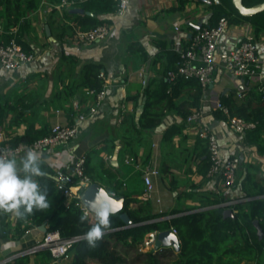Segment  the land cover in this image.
Masks as SVG:
<instances>
[{
  "label": "crops",
  "instance_id": "obj_1",
  "mask_svg": "<svg viewBox=\"0 0 264 264\" xmlns=\"http://www.w3.org/2000/svg\"><path fill=\"white\" fill-rule=\"evenodd\" d=\"M82 1L76 0L75 6L60 7V24L68 28L72 27L73 31H76V34L73 35L75 39H71L73 36L60 39V61L62 57L64 58L63 63L60 62V92L64 91L66 85H70L72 89L73 79L71 77L73 78L74 75H81L82 80V67L85 63H94L102 65V72L108 79L106 96L95 113L89 112L92 101L86 102L90 97L88 98L87 89L83 87L82 92L74 93L68 103L60 99V107H51V110L40 108L41 110L34 118L37 127L47 125L51 128L58 122L78 124V134L73 141L67 145L58 146L53 151L39 153L40 161H44L50 166L58 159L59 154L60 159L67 162L66 170H72L77 157L89 155L92 161L91 165L96 167L92 175L99 173L98 165L100 163H104L105 167L112 166L113 173L123 184V189L139 200H150L156 213L170 212L178 207L184 209L187 206H197L202 209L201 202L198 200L178 199V195L182 191L191 189L193 184L198 185L197 189L193 188L194 191L216 192L219 196H224L227 199L238 197L241 194L240 183L246 174V164L249 163L260 167L258 178L263 182L264 156L258 154L254 146L246 144L244 135L234 132L229 127L228 119L225 120L215 114V111L218 110L214 108V101L220 99V95L236 90L239 95L241 94V97H245L253 87H256L246 78L231 75L223 66L229 49L239 39L238 28L234 27L219 43V67L215 72L210 90L205 95H201L199 107L203 108L205 120L217 134L223 155L240 158L237 174L239 187L225 190L216 178L207 175L203 177L197 173L199 159L193 155L197 137L194 134V129L188 126L181 112L173 106L165 110L161 124L146 135L145 142L135 146L137 157H134L131 151L124 150V132L128 123L126 126L124 121L119 122L118 120L121 106L125 104L127 107L125 119L132 114L139 117L146 101L144 96L146 81L155 80L156 83L160 79L166 78L167 71L175 67L178 58L174 55L189 45L193 32L198 30L196 27L201 28L209 24L212 8L208 5L212 0H187L184 3H181L180 0H131L123 14H118L115 11L99 16L100 19L108 21V24L105 25L109 27L110 33L104 40L90 44L77 40L76 35L81 31L80 27L77 22H73L72 19L64 15V8L69 11L73 8L85 9L80 5ZM221 2L219 0V3ZM227 11L236 15L229 7H227ZM89 12L93 15L92 11ZM45 15L41 7L30 12L28 14L31 21L30 30L38 31L44 27L43 18ZM235 19L240 22H249L254 26L252 22L241 19L237 15ZM190 26H193L195 31H192ZM254 34L259 43L258 55L262 60L264 74V29L257 32L254 26ZM25 40L30 42L32 39L28 36ZM31 46L32 49L36 47L33 42ZM36 59L37 57L31 64L15 71L0 69V74L30 80L36 75L33 72L40 66L39 63H36ZM30 92L32 93V91ZM193 92V90L185 92L175 101L179 104L186 101L185 106H188L189 101L192 100L190 96ZM74 95L79 96L84 104V111L87 113L85 121L77 122V113L75 115L68 113L67 109L72 105ZM63 96L60 95V98ZM57 110L59 113L56 112ZM10 118L11 115L8 116V120ZM173 124H184L186 128L181 134H176L172 139L165 140V132ZM10 130L22 135L26 130V123ZM149 150L150 156H147ZM148 163L157 168L159 174L152 177L153 189L147 193L142 169ZM171 175L176 181L178 187L176 190L172 187ZM96 182L108 189L100 180ZM232 209L235 213L234 207ZM10 222L12 232L6 237L0 236V264H14L18 256L24 255L29 256V260L25 264H38L36 254L25 253L42 239L44 231L41 225L38 226V229L34 226L17 236L14 233L16 226L14 214H12ZM46 223L48 228L50 225L48 222ZM149 234L146 235V240L149 239ZM163 250L167 249L161 248L152 251L156 254ZM169 251L174 253L172 249ZM68 261L69 258L62 260L59 264H67ZM242 264L256 263L243 261Z\"/></svg>",
  "mask_w": 264,
  "mask_h": 264
},
{
  "label": "trees",
  "instance_id": "obj_2",
  "mask_svg": "<svg viewBox=\"0 0 264 264\" xmlns=\"http://www.w3.org/2000/svg\"><path fill=\"white\" fill-rule=\"evenodd\" d=\"M46 2V9L53 11L60 9L57 5L62 0H0V23L3 25L1 40L9 43L13 38L22 45L26 51H33L32 46L25 40L29 36L31 21L28 14L40 8V3ZM79 2L81 0H78ZM187 0H180L184 3ZM217 3L212 0L209 7L212 8L209 24L213 27L217 25L222 15L229 14L227 7L232 9L241 19L250 21L254 24L256 31L264 29V11L251 17H244L233 5L232 0H221ZM264 0H243L247 6H253ZM80 5L86 10L92 11L93 15H80L71 13L64 8L65 17L77 22L81 31L90 30L101 24H108V21L99 18L101 14L113 13L117 10L115 0H83ZM50 10V11H52ZM235 22H240L234 19ZM50 29L52 25L49 24ZM72 34H76L70 27ZM195 31L193 26H190ZM66 31V30H65ZM64 31V32H65ZM62 32V37L66 35ZM46 33V31H45ZM174 57L178 58V54ZM170 68V67H169ZM102 65L85 63L82 67L81 86L85 89H103L104 81L99 77ZM73 86L70 95L75 92ZM194 91L190 96L192 99L189 105L185 106L186 101L177 103L176 98H180L185 92ZM202 86L196 78H179L175 82H170L166 78L146 81L144 96L146 101L144 109L139 117L135 114L130 115L124 120L128 123L125 128V147L137 157L136 145H142L146 135L158 127L165 115V110L173 106L177 108L181 115L186 118L193 108L200 105ZM72 97V96H71ZM64 101H68L67 96H63ZM221 102L229 108L232 116H238L247 121L256 122V127L246 131L244 139L246 144L256 148L258 154L264 156V95L253 87L245 97H241L236 90L220 95ZM163 104V105H162ZM40 102L35 99L33 93H15L12 103L7 99L4 103L0 102V124L5 125L8 130L19 127L26 123V130L22 135H16L10 142L18 144L20 142L30 143L48 134L50 128L47 125L37 127L33 118L39 110ZM69 115H75L72 106L67 109ZM220 118L227 119L222 111H215ZM11 115L10 120L8 116ZM186 125L173 124L167 128L164 138L172 139L174 135L181 134ZM114 144L112 147L114 148ZM208 149L205 140L197 138L193 155L199 159L197 173L206 177L209 169ZM150 156V150L147 153ZM86 158L85 172L91 182L101 181L107 186L108 191L116 196L126 197L125 206L122 212L128 213L134 226L125 227V222L117 213L110 216V228L105 230L103 238L98 242L96 248H89L84 234L96 223L95 218H87L84 222L80 221V216L84 215L80 205L71 204L67 207L64 197L56 187L54 178L55 170L40 161V166L47 173L44 177L37 178L42 187L48 191L47 199L49 207L43 210H33L25 218L16 217L14 233L22 235L34 226H40L44 222L49 223V228L59 230L63 238L79 237L69 250V261L67 264H89L96 262L99 264H125L126 259L121 249L128 254L139 249L144 243L147 234L164 231L174 228L178 232L179 250L177 253L176 264H242L243 261H253L256 264H264V176L261 182L258 175L260 167L252 163L246 164V174L240 183L241 194L239 200L234 205V215H226L225 208L217 206L227 198L219 196L216 192L203 193L194 191L198 185L193 184L191 189L182 191L178 199L198 200L201 208L197 206H187L174 208L170 212L156 213L153 210L150 200H139L123 189V184L113 173V167H105L104 163L98 166L99 173L92 175L95 168L91 158ZM261 174H263L261 172ZM171 183L174 190L178 187L171 175ZM78 184V178L74 177V185ZM235 187H239L237 181ZM13 213L0 211V236L6 237L12 232L10 218ZM168 216H170L168 218ZM258 221L263 234H259L255 225ZM152 264L157 263L156 254L151 250L146 253ZM38 264H48L51 260V253L48 249H43L37 254ZM29 260L28 255L18 256L14 264H25Z\"/></svg>",
  "mask_w": 264,
  "mask_h": 264
},
{
  "label": "built area",
  "instance_id": "obj_3",
  "mask_svg": "<svg viewBox=\"0 0 264 264\" xmlns=\"http://www.w3.org/2000/svg\"><path fill=\"white\" fill-rule=\"evenodd\" d=\"M117 5L116 13L123 14L128 8L131 0H115ZM207 1V0H204ZM76 0H62L58 8L63 6H75ZM49 10H52L49 8ZM236 15L233 13L222 15L217 25L213 27L204 26L193 32L189 45L178 51V59L175 67L167 71L166 79L175 82L179 78L192 79L196 78L202 86V94L205 95L213 83L215 72L219 67V43L222 38L227 35L232 27L238 28V41L233 45L224 62L225 70L235 77H243L248 79L258 88L264 95V74L262 60L258 55L259 43L254 34V26L251 23L239 22L235 23ZM3 32V25L0 23V35ZM110 33L107 25L101 24L87 31H79L76 35L77 40L83 43H95L104 40ZM36 58L33 51L23 49L15 38L5 44L0 36V69L2 71H15L31 64ZM99 77L104 81L103 89L96 92L87 89L86 95L92 101L89 112L95 113L98 106L102 103L106 96L107 77L101 71ZM241 95V94H240ZM72 108L77 113V122L85 121L87 113L84 111V104L79 96L74 95L72 100ZM214 108L222 111L227 117L229 127L236 133L244 135L246 131L256 127V122L247 121L238 116H232L229 108L225 106L220 99L214 101ZM59 113V110L56 111ZM127 113L125 104L121 106L118 117L119 122H123ZM188 126L194 129L197 138L203 139L207 143L209 169L208 177L216 178L222 188L232 189L238 181V170L240 167V158L225 157L222 153L217 134L212 130L209 123L205 120L203 108H194L185 118ZM78 134V124L55 123L51 126L50 131L45 136L26 143L20 142L13 144L10 140L18 135L8 130L5 125L0 124V158L22 157L28 150L38 153L53 151L61 145H67ZM66 161L58 159L50 165L55 170V181L57 189L62 192L64 203L67 207L71 204L80 205L84 216L87 218H95V213L88 210L81 200V194L91 180L86 174V158L85 156L77 157L73 163L72 170H66ZM65 169V170H64ZM142 177L146 184L147 193L153 189L152 177L159 174V170L152 166L151 163L146 164L142 169ZM74 177L78 178V184L74 185ZM115 195V193H112ZM239 199L230 197L219 203L225 209L233 208ZM96 219V218H95ZM38 229V226H35ZM173 233L178 235L176 229L171 228ZM79 237L63 238L59 230H52L49 227L44 232L42 239L30 247L25 254H37L43 249H48L51 253V260L48 264H59L62 260L69 258V250ZM89 264H99L91 262Z\"/></svg>",
  "mask_w": 264,
  "mask_h": 264
},
{
  "label": "rangeland",
  "instance_id": "obj_4",
  "mask_svg": "<svg viewBox=\"0 0 264 264\" xmlns=\"http://www.w3.org/2000/svg\"><path fill=\"white\" fill-rule=\"evenodd\" d=\"M40 7L44 11V14H46L43 18L44 24H51L52 29L51 35L49 36L44 32L45 25L38 31L36 29L29 30V37H31V41L35 43L36 46L33 48V52L37 57L36 63H39L40 65L39 68L33 72L36 73V75L32 79L26 80L25 78H16L13 75L9 77L7 75L5 76L0 74V102L4 103L7 99H9L12 103V98L15 93H25L32 91L35 99H37L41 104L39 106L38 112L42 107L45 109L49 108L50 110L51 107H60V99H62L60 98V95H66L68 101L72 96L70 95V85H66L64 91L62 93L60 92V62H62L64 59L62 57V60L60 61V39L67 36H73L72 31L70 28L60 24V9L49 11V8L46 9V2L43 3V1L40 3ZM64 31L66 32V35L62 37L61 33ZM71 39H75V37L73 36ZM31 41L28 42L30 45L32 43ZM71 79H73L72 85L75 87L74 92L81 93L83 89L82 86H80L81 75H74V77H71ZM71 79L70 81H72ZM68 101H65V103H68ZM35 116L33 118H35ZM147 241H150V239L144 241V243L140 245L139 249L128 254H125V250L121 249L125 255V264H152V261L148 255L144 253L150 250H156L153 248V246L147 248ZM163 248L167 250L156 253V264H176L175 261L177 259L179 244L172 243L171 245L165 246ZM169 249H172L174 253L169 251Z\"/></svg>",
  "mask_w": 264,
  "mask_h": 264
},
{
  "label": "clouds",
  "instance_id": "obj_5",
  "mask_svg": "<svg viewBox=\"0 0 264 264\" xmlns=\"http://www.w3.org/2000/svg\"><path fill=\"white\" fill-rule=\"evenodd\" d=\"M47 173L40 166V154L28 150L19 160L15 156L0 158V211L11 212L17 218H25L33 210L49 207L48 191L37 178ZM95 213L96 223L84 234L89 248H96L105 230L110 228V216L119 209L110 200L101 199L88 202ZM86 216L81 215L84 222Z\"/></svg>",
  "mask_w": 264,
  "mask_h": 264
},
{
  "label": "water",
  "instance_id": "obj_6",
  "mask_svg": "<svg viewBox=\"0 0 264 264\" xmlns=\"http://www.w3.org/2000/svg\"><path fill=\"white\" fill-rule=\"evenodd\" d=\"M209 2V1H208ZM218 3L219 0H216ZM233 5L235 6L236 9L240 12V14L244 17H251L254 16L260 12L264 11V1L257 3L253 6H247L244 4L243 0H232ZM71 13L75 14H90L92 15L91 12L86 11L83 8H73L70 10ZM46 33L47 35H51V29L50 26L47 24L45 26ZM196 29H200V27H196ZM115 164V163H114ZM93 199L95 200H101V199H106L110 200L111 203L119 209L115 214L121 213L120 216L125 222V227H132L134 226V222L126 212H122L125 206L126 202V197L124 195H113L111 194L108 189H106L105 186L100 184L99 182H91L87 187L84 188L81 194V200L84 203L85 207L93 212L89 207H88V202L92 201ZM94 213V212H93ZM224 213L226 215H234V211L232 208H227L225 209ZM255 225L258 229L259 234H263L262 228L259 224V222L256 220ZM47 223L44 222L41 227L44 232L47 230ZM149 239L150 241H147L146 245L147 248H150L153 246L155 250H159L165 246H169L172 243L173 244H179V237L177 234L173 233L171 229L160 231V232H152L149 234Z\"/></svg>",
  "mask_w": 264,
  "mask_h": 264
}]
</instances>
